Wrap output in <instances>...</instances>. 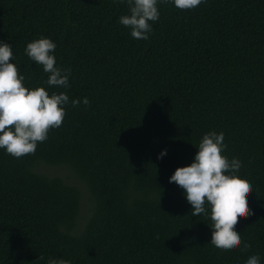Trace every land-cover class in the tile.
Here are the masks:
<instances>
[{"label": "trees", "instance_id": "16d2710c", "mask_svg": "<svg viewBox=\"0 0 264 264\" xmlns=\"http://www.w3.org/2000/svg\"><path fill=\"white\" fill-rule=\"evenodd\" d=\"M158 9L138 40L119 23L120 0H0V41L25 86L81 101L35 154L0 149V264H264V0ZM40 37L71 69L69 87L47 85L26 55ZM209 131L223 132V154L253 186L254 214L236 228L247 251L213 246L210 217L193 216L169 182Z\"/></svg>", "mask_w": 264, "mask_h": 264}, {"label": "clouds", "instance_id": "9594fccd", "mask_svg": "<svg viewBox=\"0 0 264 264\" xmlns=\"http://www.w3.org/2000/svg\"><path fill=\"white\" fill-rule=\"evenodd\" d=\"M170 0H120L126 3L129 14L121 15L119 23L130 29V34L138 40L149 39L152 23L159 19L158 3L167 4ZM204 0H171L180 10L198 7ZM152 22V23H150ZM56 44L50 38L40 37L27 43L25 53L30 60L43 67L48 73L45 83L49 86L69 87L70 68L56 66L53 55ZM13 50L10 43L0 41V149L9 155L21 158L35 154L37 145L48 139V133L63 124L66 115L65 105L79 106L81 101L73 99L65 92H49L44 87L28 88L25 76L12 63ZM84 105H89L87 97ZM193 161L177 167L169 182L176 183L184 190L191 214L210 217V243L221 251H231L241 247L242 251L251 248L236 231L240 218L253 215L247 200L253 191L251 183L241 178L242 163L233 157L225 156L223 132L209 131L203 135ZM162 150L158 159L166 155ZM44 260V256H39ZM46 264H71L63 258L49 257ZM245 264H260L259 255H251Z\"/></svg>", "mask_w": 264, "mask_h": 264}, {"label": "rangeland", "instance_id": "374dc122", "mask_svg": "<svg viewBox=\"0 0 264 264\" xmlns=\"http://www.w3.org/2000/svg\"><path fill=\"white\" fill-rule=\"evenodd\" d=\"M47 169H49V171H51V172H56V173H58L60 175H69V172L67 170H65V169H59V171H55V169H53V168H47ZM85 203L87 205L89 204L88 201H86V200H85Z\"/></svg>", "mask_w": 264, "mask_h": 264}]
</instances>
